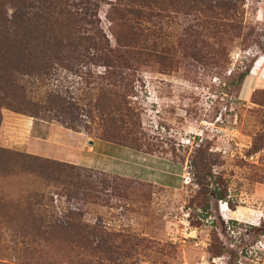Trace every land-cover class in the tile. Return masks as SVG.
Wrapping results in <instances>:
<instances>
[{
  "label": "rangeland",
  "instance_id": "374dc122",
  "mask_svg": "<svg viewBox=\"0 0 264 264\" xmlns=\"http://www.w3.org/2000/svg\"><path fill=\"white\" fill-rule=\"evenodd\" d=\"M106 1L96 19L114 46ZM204 1L158 0L157 16L146 12L162 33L144 43L126 96H114L104 66L87 64L86 81L66 71L43 84L22 77L32 102L55 90L72 101L73 121L0 108V148L72 164L105 138L184 160V188L79 169L96 189L39 171L0 177V264H264V0L230 12ZM191 44L206 58L186 56ZM200 152L208 174L191 163ZM216 186L236 211L232 224L218 214L226 203L209 196ZM57 221L74 229L53 240L45 231ZM28 222L46 238L21 233Z\"/></svg>",
  "mask_w": 264,
  "mask_h": 264
},
{
  "label": "trees",
  "instance_id": "16d2710c",
  "mask_svg": "<svg viewBox=\"0 0 264 264\" xmlns=\"http://www.w3.org/2000/svg\"><path fill=\"white\" fill-rule=\"evenodd\" d=\"M201 1L203 2V0ZM212 1L215 2V5L212 4ZM244 1L205 0L204 2L212 5V8L216 7L219 10L225 9L230 12L238 7L237 2L243 6ZM106 2V0H0V108L5 107L13 112L26 114L36 119L58 120L59 117L70 116L73 121L72 118H76L79 108L74 107L75 104L72 101H66L55 90L45 93V98L42 101L32 102L27 96V88L21 83L22 77H27L31 82L37 79L38 82L41 81L40 84H43L44 81L58 79L61 72L66 71L81 78L80 80L86 81L92 75L91 72L82 70L87 64L106 68V71L100 76L113 84V94L116 98L124 97L131 92L129 80L133 71L137 70L134 65L141 63L144 43L147 44L151 36L158 35L160 37L162 33V30H157L156 26L148 27V18L146 19L147 15H150L146 12L152 14L151 18L157 16L156 10L159 2L158 0L109 1L107 3L109 5L107 19L111 31L115 34L114 46L99 29V21L98 18L96 19L98 9ZM155 6L157 8L152 12ZM8 7L14 9L10 17L7 15ZM146 8L148 11H144ZM191 47L192 44L184 48L191 50L188 53L185 52L186 56L195 60L206 58L200 51L196 52L195 48ZM114 81L119 83L117 89H115L117 86L113 83ZM31 85H34V82ZM121 106L124 107V105ZM64 120H68V118ZM70 129L73 130L71 126ZM103 140L110 142L105 138ZM130 148L143 151L138 147ZM200 153L202 155H199L198 162L191 163L200 171H205V174H208L210 173L208 164L203 159V152ZM168 158L174 162L185 163L181 159ZM76 169L93 170L60 161L42 160L28 154L0 148V177L23 175L27 172L33 174L39 171L40 175H46L47 178L54 175L63 176L64 181L77 188L85 190L97 188V185L87 180L90 179L89 176L75 173ZM201 183L203 184V182ZM209 196L216 200H222L230 211H234L233 206L224 200L219 187H214ZM209 204L210 201L204 196L203 209L209 210ZM228 221L231 224L236 222ZM72 225L69 222L67 226H64L57 221L53 225H48L49 230L45 233L54 238L53 240H57L54 234L61 230L56 234L63 235L64 232L71 231L68 229H74ZM41 228L34 227L32 229L35 231H33L29 224L21 233L25 236L46 238L43 236L45 233ZM35 240L37 239H32L33 242Z\"/></svg>",
  "mask_w": 264,
  "mask_h": 264
},
{
  "label": "crops",
  "instance_id": "0c3cea01",
  "mask_svg": "<svg viewBox=\"0 0 264 264\" xmlns=\"http://www.w3.org/2000/svg\"><path fill=\"white\" fill-rule=\"evenodd\" d=\"M72 164L84 166L108 175L157 185L163 188L181 190L187 184V164L174 162L168 157L150 154L103 139H93ZM76 152V151H75ZM65 150L60 153L65 156ZM68 156V155H67ZM60 160H68L59 158ZM225 203V202H222ZM228 207V206H226ZM220 216L236 220V211L220 210Z\"/></svg>",
  "mask_w": 264,
  "mask_h": 264
},
{
  "label": "clouds",
  "instance_id": "9594fccd",
  "mask_svg": "<svg viewBox=\"0 0 264 264\" xmlns=\"http://www.w3.org/2000/svg\"><path fill=\"white\" fill-rule=\"evenodd\" d=\"M227 206V204H225Z\"/></svg>",
  "mask_w": 264,
  "mask_h": 264
}]
</instances>
